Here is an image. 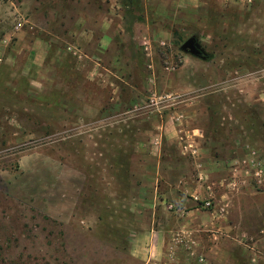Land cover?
Wrapping results in <instances>:
<instances>
[{
  "label": "rangeland",
  "instance_id": "rangeland-1",
  "mask_svg": "<svg viewBox=\"0 0 264 264\" xmlns=\"http://www.w3.org/2000/svg\"><path fill=\"white\" fill-rule=\"evenodd\" d=\"M0 59V264H264V0H0Z\"/></svg>",
  "mask_w": 264,
  "mask_h": 264
},
{
  "label": "crops",
  "instance_id": "crops-1",
  "mask_svg": "<svg viewBox=\"0 0 264 264\" xmlns=\"http://www.w3.org/2000/svg\"><path fill=\"white\" fill-rule=\"evenodd\" d=\"M17 31H20V28H18ZM26 47L30 51L29 52V58H30L29 59L30 60L29 61V64L31 62L33 65L35 64L38 67H40L41 65H43L44 62H45V60H46V57L48 55V46L43 41H41V40H35L33 43L28 44ZM17 59H18L17 56L16 57H13L14 72H13V70H12V72L13 73H16L18 75L23 74L24 76L31 77V81H33V76L29 74L31 71L27 70V68L24 67V66H27L28 65L27 62L25 64V61L22 62V60L19 61ZM32 64H30V66ZM199 165L201 167L204 166L203 164H199ZM206 166H209V164H205V167H204L205 169H206ZM197 192L195 191V193H197ZM185 206L188 209L190 208V210L186 211V215H187L186 217L187 218L188 217H193V220L195 221L194 223L195 224L197 223V225L194 226V228H192L193 230H195V231L197 230L198 233L204 232V230H210V231L213 230L212 229L213 226L212 227H208L210 224L213 225V222L210 219V216H209V212L208 211L205 212L200 207H197L196 206V201H191V203H189V204H187V202H186L184 204V207ZM207 227L209 229H207ZM162 234L163 233L158 232V236L156 235L155 243L157 245H159V246L161 245V242H162L163 245H165L164 243H166L165 242L166 241L165 240V234L164 235H162ZM142 238H145V240H143L144 242H148L149 241L148 243L151 242L153 244L154 236L151 235V236L147 237L146 235H143ZM163 241H164V243H163ZM201 243H203V242H200V241L195 242L196 246H201L202 247L203 244H201ZM166 244H168V242Z\"/></svg>",
  "mask_w": 264,
  "mask_h": 264
},
{
  "label": "water",
  "instance_id": "water-1",
  "mask_svg": "<svg viewBox=\"0 0 264 264\" xmlns=\"http://www.w3.org/2000/svg\"><path fill=\"white\" fill-rule=\"evenodd\" d=\"M181 51L184 53H188L192 55L193 57L205 59L204 52L200 49L197 39L195 37H192L188 39L180 48Z\"/></svg>",
  "mask_w": 264,
  "mask_h": 264
},
{
  "label": "built area",
  "instance_id": "built-area-1",
  "mask_svg": "<svg viewBox=\"0 0 264 264\" xmlns=\"http://www.w3.org/2000/svg\"><path fill=\"white\" fill-rule=\"evenodd\" d=\"M1 62H2V59H0V63H1ZM253 164L255 165L254 160L251 161V165H253ZM258 175H259V174H258ZM258 175H257V176H258Z\"/></svg>",
  "mask_w": 264,
  "mask_h": 264
}]
</instances>
